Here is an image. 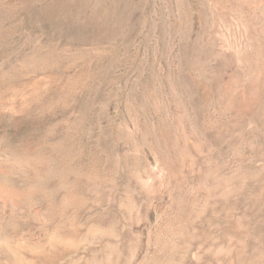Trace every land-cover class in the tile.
Returning <instances> with one entry per match:
<instances>
[{
	"label": "rangeland",
	"instance_id": "374dc122",
	"mask_svg": "<svg viewBox=\"0 0 264 264\" xmlns=\"http://www.w3.org/2000/svg\"><path fill=\"white\" fill-rule=\"evenodd\" d=\"M0 264H264V0H0Z\"/></svg>",
	"mask_w": 264,
	"mask_h": 264
},
{
	"label": "bare ground",
	"instance_id": "6f19581e",
	"mask_svg": "<svg viewBox=\"0 0 264 264\" xmlns=\"http://www.w3.org/2000/svg\"><path fill=\"white\" fill-rule=\"evenodd\" d=\"M0 235H1V226H0Z\"/></svg>",
	"mask_w": 264,
	"mask_h": 264
}]
</instances>
